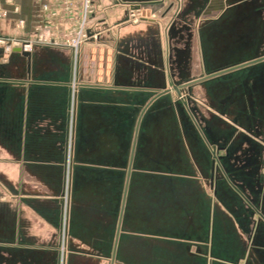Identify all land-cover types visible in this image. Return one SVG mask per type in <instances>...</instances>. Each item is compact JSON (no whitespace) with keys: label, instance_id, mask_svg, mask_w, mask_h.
Segmentation results:
<instances>
[{"label":"crops","instance_id":"0c3cea01","mask_svg":"<svg viewBox=\"0 0 264 264\" xmlns=\"http://www.w3.org/2000/svg\"><path fill=\"white\" fill-rule=\"evenodd\" d=\"M0 37L32 44L27 58L0 43V264H49L50 244L62 243L84 102L103 89L154 91L134 125L108 264H264V62L245 63L264 52V0H0ZM231 63L245 65L234 69L241 75L209 76ZM195 68L202 75L180 81ZM192 85L217 105L202 124L183 102L203 145L186 143L191 157L176 146L171 173H136L146 109L170 90L182 100ZM201 147L208 156H197ZM190 160L197 173L183 171ZM149 175L170 177L177 192L161 194L157 211L145 185L133 206L134 181Z\"/></svg>","mask_w":264,"mask_h":264},{"label":"rangeland","instance_id":"374dc122","mask_svg":"<svg viewBox=\"0 0 264 264\" xmlns=\"http://www.w3.org/2000/svg\"><path fill=\"white\" fill-rule=\"evenodd\" d=\"M77 48H73L75 52L78 50ZM222 56L218 58L217 63H227L232 58L228 54ZM197 60L198 55L195 53L194 61L197 63ZM179 72L184 73L185 71L179 69ZM209 72H211L210 69ZM237 73L233 70L221 76L224 81H228V79H233V76L241 75V73ZM182 75L180 81L202 75V72L195 68L193 74L188 71L186 75ZM169 86L163 81V84L155 87L166 88ZM192 86L193 88H187V86L180 88L182 100L174 91L170 90L152 102L146 109L141 120L139 146L136 149L133 164L136 173H141L143 169L171 173L172 170L175 171L172 159L176 146H181L185 156L191 157L186 143H190L191 146L203 145L183 107V102H189L191 110L202 121V124L208 118L209 105L212 104L214 107L217 105L209 97L204 85L203 87L202 85ZM153 92V90L134 92L114 90L111 92V89H103L94 91L87 96L90 99L84 102L88 104L87 115L83 118L81 128L76 134L78 164L76 166V181L71 180V184L67 185L64 199L66 205L65 235L60 245L57 244V241L50 244L49 264H66L68 255L72 253L84 256L97 264L109 263L122 179L127 165L134 125L142 107ZM203 118L204 120H202ZM214 140L225 142L221 137H216ZM194 150L197 156H208L207 150L203 147L201 150L199 148ZM191 163L190 160L183 171L197 173L200 168L194 167L196 170L193 168L194 171H192ZM177 168L179 167L176 166ZM149 176L134 181L133 206L135 208L141 206L140 196L145 185L148 196L151 195L155 199L149 210H155V205H157L155 210L157 211L161 194L167 196L166 199H171L177 192L171 186V180L165 179L170 177H163V181H160L158 176L155 178L152 175ZM198 178L201 179V177ZM73 184L75 185L74 191H72ZM202 184L208 189L206 181H201L200 185ZM135 208H132L131 212ZM162 209L167 211L169 206L162 207ZM58 251L59 256H57Z\"/></svg>","mask_w":264,"mask_h":264},{"label":"built area","instance_id":"2783aa9c","mask_svg":"<svg viewBox=\"0 0 264 264\" xmlns=\"http://www.w3.org/2000/svg\"><path fill=\"white\" fill-rule=\"evenodd\" d=\"M130 16H131V18H136V15L133 12H130ZM84 36H85V34L82 33L80 30L78 32L77 37L75 39H73L70 43L72 45V47L77 48L81 38H83ZM0 43L4 45V49L8 52H10L14 46H18L22 50H25V51H29L32 47L30 40L21 39V38H3V37H0Z\"/></svg>","mask_w":264,"mask_h":264},{"label":"flooded vegetation","instance_id":"af4514ba","mask_svg":"<svg viewBox=\"0 0 264 264\" xmlns=\"http://www.w3.org/2000/svg\"><path fill=\"white\" fill-rule=\"evenodd\" d=\"M264 62V52H260L258 54H256L254 57L250 58L249 60H247L245 63L248 65H254L257 63H261ZM245 65L243 64H238V63H231L230 66L222 69V70H216L214 73L209 74V76H213V75H217V74H224L226 72H230L233 71L234 69L239 68V67H244Z\"/></svg>","mask_w":264,"mask_h":264},{"label":"water","instance_id":"95a60500","mask_svg":"<svg viewBox=\"0 0 264 264\" xmlns=\"http://www.w3.org/2000/svg\"><path fill=\"white\" fill-rule=\"evenodd\" d=\"M142 19H144V18H142ZM14 50L17 51V52H20L23 56L29 58V55H30L29 51L22 50L20 47H16V48H14ZM133 148H134V142L132 144L131 157H132ZM123 198H124V195H123ZM121 215H122V204H121V209H120V213H119V219H118V224H117V229H116V236H115V240H114V249H115V246H116L117 235H118L120 221H121Z\"/></svg>","mask_w":264,"mask_h":264}]
</instances>
